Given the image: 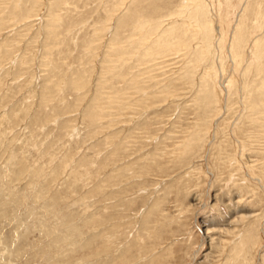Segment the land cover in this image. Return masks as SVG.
<instances>
[{
    "label": "rangeland",
    "instance_id": "rangeland-1",
    "mask_svg": "<svg viewBox=\"0 0 264 264\" xmlns=\"http://www.w3.org/2000/svg\"><path fill=\"white\" fill-rule=\"evenodd\" d=\"M200 2L0 0V264H264V0Z\"/></svg>",
    "mask_w": 264,
    "mask_h": 264
},
{
    "label": "bare ground",
    "instance_id": "bare-ground-1",
    "mask_svg": "<svg viewBox=\"0 0 264 264\" xmlns=\"http://www.w3.org/2000/svg\"><path fill=\"white\" fill-rule=\"evenodd\" d=\"M185 1V3H184V8H186L185 10H186V12H189V13H191L193 10H195V9H197V8H200V6H201V0H184ZM204 3V2H203ZM191 16V15H190ZM199 22V21H198ZM204 23H202V25H203ZM206 24V23H205ZM202 25H201V27H202ZM199 26V25H198ZM203 26H205V25H203ZM207 26V25H206ZM192 27V26H191ZM204 28V27H203ZM203 28H202V30H203ZM208 29H209V27H208ZM194 30V29H193ZM196 30V29H195ZM203 34H205L204 32H203ZM208 36V35H207Z\"/></svg>",
    "mask_w": 264,
    "mask_h": 264
}]
</instances>
